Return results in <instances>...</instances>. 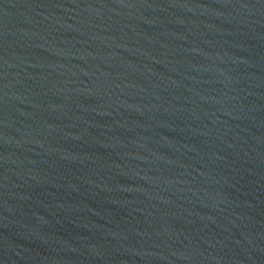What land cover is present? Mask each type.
Masks as SVG:
<instances>
[{"label": "water", "instance_id": "water-1", "mask_svg": "<svg viewBox=\"0 0 264 264\" xmlns=\"http://www.w3.org/2000/svg\"><path fill=\"white\" fill-rule=\"evenodd\" d=\"M0 264H264V0H0Z\"/></svg>", "mask_w": 264, "mask_h": 264}]
</instances>
